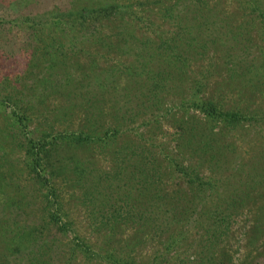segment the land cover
Returning a JSON list of instances; mask_svg holds the SVG:
<instances>
[{"label":"trees","instance_id":"obj_1","mask_svg":"<svg viewBox=\"0 0 264 264\" xmlns=\"http://www.w3.org/2000/svg\"><path fill=\"white\" fill-rule=\"evenodd\" d=\"M67 2L64 9L50 8L55 21L41 22L58 29L72 48L55 57L61 66L50 59L54 85L35 78L60 99L43 115L48 124L37 123L48 128V138L28 137L34 101L24 103L27 92L15 85L0 105L10 104L7 146L23 155L32 178L44 186L50 221L65 228L62 191L39 168L46 152L51 174L75 187L69 195L81 194L87 217L103 233V245L93 251L74 236L84 264H134V247L155 238L165 237L167 251L178 236L174 224L188 220L201 229L200 252L219 243L237 216L245 221L247 252L262 247L264 0ZM44 94L35 95L37 103ZM152 105L163 106L161 116L174 122L172 143H159L161 153L154 137L140 140L122 123ZM149 122L161 127L157 119ZM94 150L105 158L104 167L92 158ZM52 246L49 241L43 252L46 264ZM26 261L46 259L31 254Z\"/></svg>","mask_w":264,"mask_h":264},{"label":"rangeland","instance_id":"obj_2","mask_svg":"<svg viewBox=\"0 0 264 264\" xmlns=\"http://www.w3.org/2000/svg\"><path fill=\"white\" fill-rule=\"evenodd\" d=\"M67 3V0H0V97L15 85L19 90L27 92L28 100L24 103L34 101L33 113L26 126L30 131L28 137L40 142L48 138V128H41L37 123L48 124L50 119L43 120V115L46 114L47 107L58 105L60 99L57 94L47 95L49 89L47 85L43 86L44 80L38 81L35 78L44 76V79H49V84L54 85L53 81L57 82V77L50 79V59L52 58L54 64L61 66L58 64L57 55L64 51L70 54L72 51V48L64 44V37L58 29L54 30L52 25L48 27L41 22L55 21V17H49L50 8L58 6L64 9ZM52 42L56 43V46L49 45ZM37 57H41L38 62L35 61ZM22 71L26 75L24 78L20 76ZM39 92L45 94L39 99L42 102L37 103L35 95H39ZM172 98L173 96L170 97ZM9 107V103L0 105V264H29L26 260L31 254L36 257L43 254L46 264L47 253L43 252L47 250L49 241L53 243L52 248L48 250L51 264H71L78 260L80 264H84L82 256L74 248L78 247L73 245L76 240L74 236L88 242L90 251H93L103 245V233L98 234L95 225L87 217L80 204L81 194L69 195L75 187L67 186L59 180V175L51 174L54 168L50 166V154L46 152L48 155L42 159L39 168L45 176L51 175L55 178L56 186L62 191V211L59 215L60 221L65 223V228H57L58 224L50 221L48 212L51 200H46L44 186L32 178L23 155L18 156L7 146L10 142L9 126L12 123L6 118ZM174 109L176 117H181L178 114L180 108L174 105ZM162 111L163 106L157 109V105H152L147 112H137L132 118H126L122 122L126 126H133L132 130L140 140L146 139L148 142L151 140L148 139L149 136L154 137L152 143L160 153L162 151L159 150L161 147L158 144L166 141L171 145V131L174 130L173 119L161 116ZM170 111H173V108H170ZM149 119L152 123L157 119L161 127L152 126ZM118 129L121 130L120 127ZM15 132L18 133L17 129ZM92 155L97 163L105 166L106 162L102 161L105 158H101L100 150H94ZM243 223L245 224L243 217L237 216L230 229L221 234L219 243L211 246L205 253L204 250L200 252L198 249L197 241L201 229L189 220L183 225L175 223L178 234H175L176 242L171 244L167 251L164 250L165 237L135 246L131 251L134 264H264V243L262 247L250 248L247 252L248 244L242 233ZM36 236L40 238L34 240ZM40 241L41 245L38 246ZM16 247L18 248L15 249ZM220 247L222 249H219ZM27 253L30 256H27ZM98 263L106 264L102 261ZM92 264L97 262L93 261Z\"/></svg>","mask_w":264,"mask_h":264}]
</instances>
